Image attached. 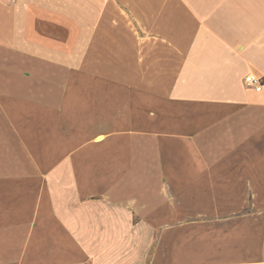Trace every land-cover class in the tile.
I'll return each mask as SVG.
<instances>
[{
    "label": "crops",
    "instance_id": "obj_1",
    "mask_svg": "<svg viewBox=\"0 0 264 264\" xmlns=\"http://www.w3.org/2000/svg\"><path fill=\"white\" fill-rule=\"evenodd\" d=\"M0 264H264V0H0Z\"/></svg>",
    "mask_w": 264,
    "mask_h": 264
},
{
    "label": "built area",
    "instance_id": "obj_2",
    "mask_svg": "<svg viewBox=\"0 0 264 264\" xmlns=\"http://www.w3.org/2000/svg\"><path fill=\"white\" fill-rule=\"evenodd\" d=\"M244 84L249 88L260 91L262 87V78L259 75L250 73L245 76Z\"/></svg>",
    "mask_w": 264,
    "mask_h": 264
}]
</instances>
